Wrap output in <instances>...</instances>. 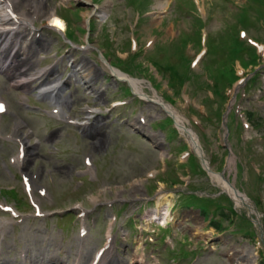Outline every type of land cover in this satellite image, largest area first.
<instances>
[{
  "label": "rangeland",
  "instance_id": "rangeland-1",
  "mask_svg": "<svg viewBox=\"0 0 264 264\" xmlns=\"http://www.w3.org/2000/svg\"><path fill=\"white\" fill-rule=\"evenodd\" d=\"M102 1V4L111 2L107 17L100 19L95 15L92 18L95 20V28L87 33L86 20L94 9L90 4L76 5V2L71 1L70 3L74 2V8H77L73 10L63 7H71L70 3H64L63 0H44L41 9L36 0V7L42 14L38 11L39 18L34 23L36 32L44 40L35 44V33L31 34L32 29L28 27L10 38L7 37L8 40L3 45L10 47V52L4 56L5 59L10 56L6 62L10 67L28 55L31 63L21 67L23 73L17 79L9 78L6 69L4 72L0 71V98L10 107V113L0 119V193L11 198H15L14 193H17L16 199L0 194V201L16 205L20 211L32 214L20 174L36 171L39 175L37 184L46 186L53 195V203L43 202L44 212L57 214L39 219L25 217L21 224L10 226L12 217L0 212V218L9 220V227L5 225L0 231V264H92L97 251L106 244L107 229L115 215L118 216L112 233L113 246L104 254L103 264H137L138 256L142 253L149 264H158L159 261L161 264H262L264 243L259 229L255 230L257 237L252 238L251 226L243 222V217L232 213L229 202L220 197L225 193L215 179L192 166L191 170L187 168L185 155L188 149H185L184 144L189 145L188 136L177 125L179 133L172 138L169 136L166 119L171 117L175 122L177 120L163 103L153 99L157 96L166 104L167 98L174 102L171 108L184 119L186 128L198 135L214 172L219 173L227 167L226 175L230 182L260 208L258 210L256 207L264 225V67H247L245 79L251 76L249 73L254 68L261 75L259 83L257 81L253 88L247 90V96L241 102L243 110L253 114L250 119L251 127L242 116L240 122L244 124V129L240 125L236 128L238 120L233 118L235 123L230 128L234 133L227 147H223L225 142L219 116L225 109L221 111L220 103L223 107L227 101L226 96L228 102H231L235 91L228 85L223 88L221 82H218L224 94L222 96L217 92L216 102H209L207 96L214 89L211 90L206 85L205 72L208 71L206 63L216 74L229 69L231 39L240 27V30L244 29L241 26V22L246 21L244 15L248 20L249 34L259 40L264 39V25L256 20L260 17L264 22V0H250L246 10H242L246 0H197L203 12L200 15L207 22L204 29L213 51L208 58L205 57L194 65V69L191 68L194 74H189L191 78L185 83L186 91L178 95L167 89V79L173 80L176 76L174 70L164 68L163 72L159 67L165 80L158 83L153 79L158 74L152 76L154 68L151 61L180 65L183 57L190 61L195 58L194 49L198 51L200 48L192 43L193 47L182 48L177 52L185 41H198L200 24L189 11L194 10L192 0H150L139 25H136L139 8L131 6L130 0ZM15 7L17 11H25L29 15L32 11L31 0H18ZM52 9L59 11L58 14L66 21V37L74 42L73 46L67 44L66 39L47 25L46 18ZM81 27L86 31L79 32ZM19 35L25 39L20 38L17 44ZM3 40L5 38L0 36V43ZM133 40L137 41V49L133 52L141 49L137 63H143L149 71H129L141 84L142 92L128 97L124 88L129 83L112 76L109 62H114V56L117 55L124 59L131 55ZM149 40L154 42L147 47ZM26 46L32 47L31 53H28ZM83 46L86 50H81ZM102 47L107 50L105 56L111 58L108 57L107 64L100 56L103 53ZM67 48L69 49L66 50ZM56 51L59 53H55ZM16 52V61H12ZM55 54L62 56L58 59V56L53 57ZM82 62H88L98 71L91 81L93 88L102 93L101 98H98L92 88L88 89V84L74 76V66ZM51 66L54 69L47 82L57 78L62 81L56 98H62L61 106L65 112L83 121L87 118L84 110L86 105L96 109L97 113L93 114L89 128L61 123L53 116L47 118L44 115L42 110H50L57 105H54L53 98L37 95L36 88L45 79H39L25 87L15 84L16 81ZM118 67L127 72L124 66ZM245 86L246 84L241 87ZM228 89L232 91L227 92ZM38 97H42V101H38ZM121 99L129 100V103L123 107H113V102ZM24 104H28L27 108ZM205 109L210 113L207 125L204 126L206 135L196 128ZM142 116L145 124L140 122ZM162 121L167 128H161ZM23 122L27 128L21 130L19 136L23 133L28 136L23 140L26 143V163L23 170L13 166V173L18 176L14 178L1 169V164H9L10 158L17 156L18 144L8 141L6 137L13 133L14 124L24 127ZM100 136H104V143L98 148L97 138ZM152 137H156L157 141L152 140ZM229 149L233 161L225 166ZM86 155H92L99 176L96 182H91L88 178L92 173L85 169ZM163 157L169 163L167 169ZM196 161L201 166L199 160ZM237 165H241L242 170L238 171ZM150 172H155L156 177L150 179ZM78 174L80 175L77 176ZM100 190H105L106 194L99 195ZM190 194H198L206 199L212 197L213 200L208 202L206 208L204 202L193 199L194 195ZM154 197V203H147L146 200ZM120 198L127 202H115ZM165 199L175 206L173 220L169 221L171 227L159 228L155 226L157 221L149 222V217ZM20 200H24V203L19 202ZM99 200L112 201L114 208H108L106 203H100ZM80 202L88 209L96 210L93 218L87 222L90 233L85 238L80 237L77 212L76 216L74 212L69 213ZM202 210H206L208 215ZM236 210L240 213L242 208L238 207ZM222 211L227 217L221 214ZM63 214L62 218L57 217ZM211 217L224 228L218 230L213 224H209ZM128 225L130 229L127 228ZM242 225L243 229L240 227ZM137 226L140 229H136ZM153 231H156V235ZM124 232L129 233V236L125 238ZM150 238L154 240L153 243L149 242ZM143 239L148 240L147 254L143 246H140ZM153 250L160 256L149 261L148 255L156 254Z\"/></svg>",
  "mask_w": 264,
  "mask_h": 264
},
{
  "label": "bare ground",
  "instance_id": "bare-ground-1",
  "mask_svg": "<svg viewBox=\"0 0 264 264\" xmlns=\"http://www.w3.org/2000/svg\"><path fill=\"white\" fill-rule=\"evenodd\" d=\"M43 1L44 0H38V4L39 7L42 9V5H43ZM31 6L32 8L34 6H36V0H31ZM102 14H104V16L107 14L108 8L105 4V6L102 8ZM48 19V25L56 30H65V23L56 15L55 9H53L51 11L50 17L47 18ZM59 21L60 24L62 25V27L57 26L56 22ZM11 22V19L9 18V16L3 11V7L0 3V36H3L5 38V40H3L0 43V71L1 72H6L7 76H9V78H20V76L22 75V69L21 67L25 64V65H30L31 63V57L28 55L25 59H21L20 62L16 61V56H18V52L15 53V56L12 58V61H16V63L13 66H9V64H7V60H9L6 58L5 59V55H7L10 52V47L6 48L3 47V45L7 42L8 40V36H10V33L12 31V28L9 26V23ZM14 24L13 26L17 25V23L15 21H13ZM19 23H22L23 21H18ZM24 25L29 26L31 28H34L35 24L33 22L32 19H27L26 22L24 23ZM12 26V25H11ZM22 26V25H21ZM14 29V28H13ZM36 34V33H35ZM10 38V37H9ZM25 39V37H17V44H18V40L19 39ZM40 41H43V38H40V40L36 41L38 44ZM34 42V41H33ZM32 45V44H31ZM26 48H28V53H31V49L32 47L30 46H26ZM4 58V59H3ZM24 65V66H25ZM75 76L80 79L82 82L84 81L85 84H88L89 88H92L94 92H96V94L98 95V98L102 97V93L100 94L99 89L97 88H93V84H92V78L93 76H97V70H95L93 68V66L91 64H89L88 62H82L80 64L75 65ZM28 71V70H26ZM20 75V76H19ZM40 75H44V72H42V74L40 72L35 73V75H31L29 78L30 80H28L29 78H24L22 80L16 81V85L18 86H28L27 84H29L30 82H32L35 78V76H40ZM115 75L117 77H121L123 78V74L119 73V72H115ZM18 76V77H16ZM28 80V81H27ZM130 84L133 87V90L135 93H141L142 92V87L141 84L138 83L135 80H132L129 78ZM61 81L59 79H57L56 81H52L46 84H42L39 87V91L42 94H47L48 97L51 96L52 98H55L56 92H58L60 90L61 87ZM156 101L163 103L162 99H159L157 96H155ZM1 101V100H0ZM164 104V103H163ZM165 107L167 108V110H169L176 118L179 126L181 129L187 130L188 132H190V139L192 141V143L196 146L199 145V141L197 139V137L191 133L190 128H186L185 123H184V119L180 116V114L178 112H176L173 108H171L169 105L164 104ZM89 115V118H87V121L89 122L91 118H93V112H91ZM23 143V141H22ZM104 143V136H100L99 138H97V147H101V145H103ZM214 179L216 182L220 183L221 187L230 193V195L232 196V198L235 200L236 205H238L240 208H245L251 215L255 216V212H256V208L250 203L249 199L246 197V195L241 194V192L239 190H237L233 185H230L226 182H224L222 179L220 180V178H218V176L214 175ZM171 201H169L168 199H165V202L163 204L159 205V208L161 207V205H163L162 209H158L155 210L153 212V217L151 218L152 221L155 220H159V222L162 221V225H166L168 223V221L173 220V215L168 211L169 207H171ZM160 224V223H159ZM140 262V259H139ZM141 263V262H140Z\"/></svg>",
  "mask_w": 264,
  "mask_h": 264
},
{
  "label": "trees",
  "instance_id": "trees-1",
  "mask_svg": "<svg viewBox=\"0 0 264 264\" xmlns=\"http://www.w3.org/2000/svg\"><path fill=\"white\" fill-rule=\"evenodd\" d=\"M132 61L133 60H131V61L128 62V65L130 67L133 66ZM164 68L167 69V70H169V67L166 66V65H164ZM229 68H230V66H229ZM188 71H189L188 65L187 64H183V72L178 73V71H174L176 76H174L175 78L173 77V81L176 82V84L179 86L188 77ZM219 73H224V74L227 75V77L232 75V71L230 69H228V70L227 69L221 70Z\"/></svg>",
  "mask_w": 264,
  "mask_h": 264
},
{
  "label": "snow or ice",
  "instance_id": "snow-or-ice-1",
  "mask_svg": "<svg viewBox=\"0 0 264 264\" xmlns=\"http://www.w3.org/2000/svg\"><path fill=\"white\" fill-rule=\"evenodd\" d=\"M56 24H57V26H60V27H62V25L60 24V22L59 21H57L56 22ZM4 109H3V106L2 105H0V111H3Z\"/></svg>",
  "mask_w": 264,
  "mask_h": 264
},
{
  "label": "water",
  "instance_id": "water-1",
  "mask_svg": "<svg viewBox=\"0 0 264 264\" xmlns=\"http://www.w3.org/2000/svg\"><path fill=\"white\" fill-rule=\"evenodd\" d=\"M202 161H203V159H201ZM222 176H223V174H222Z\"/></svg>",
  "mask_w": 264,
  "mask_h": 264
}]
</instances>
